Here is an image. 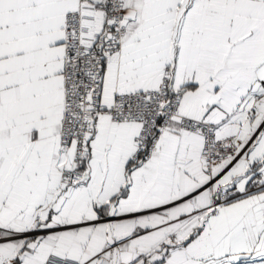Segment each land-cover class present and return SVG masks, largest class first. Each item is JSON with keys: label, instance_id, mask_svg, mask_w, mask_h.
<instances>
[{"label": "snow or ice", "instance_id": "1", "mask_svg": "<svg viewBox=\"0 0 264 264\" xmlns=\"http://www.w3.org/2000/svg\"><path fill=\"white\" fill-rule=\"evenodd\" d=\"M0 264H264V0H0Z\"/></svg>", "mask_w": 264, "mask_h": 264}]
</instances>
